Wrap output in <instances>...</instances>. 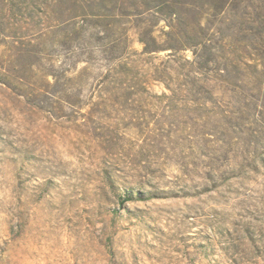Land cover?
Listing matches in <instances>:
<instances>
[{
	"label": "rangeland",
	"instance_id": "obj_1",
	"mask_svg": "<svg viewBox=\"0 0 264 264\" xmlns=\"http://www.w3.org/2000/svg\"><path fill=\"white\" fill-rule=\"evenodd\" d=\"M103 1L0 0V264H264V84L129 101L136 19Z\"/></svg>",
	"mask_w": 264,
	"mask_h": 264
},
{
	"label": "trees",
	"instance_id": "obj_2",
	"mask_svg": "<svg viewBox=\"0 0 264 264\" xmlns=\"http://www.w3.org/2000/svg\"><path fill=\"white\" fill-rule=\"evenodd\" d=\"M109 1L118 13L116 17L136 19L133 29L141 47L137 60H122L117 64L115 75L105 78V82L118 83L121 89H136L128 92L129 101H138L136 97L148 94L152 82H161L172 93L174 90L165 79L177 81L181 77L185 79L182 84L187 89L185 92L196 97L191 102L204 107L217 105L220 101L216 96L233 94L240 88L256 87V92L261 91L264 84V1L263 8L258 9L250 0ZM99 6L107 9L103 0ZM130 9H134L132 14ZM229 10L238 14L235 25L225 30L204 25ZM109 23L106 21V30L113 33ZM120 33L121 57L124 58L129 37L126 28H120ZM160 52H167L165 62L141 64L142 57L151 60ZM185 52H189L190 57L184 56ZM214 79L219 84L214 85Z\"/></svg>",
	"mask_w": 264,
	"mask_h": 264
}]
</instances>
